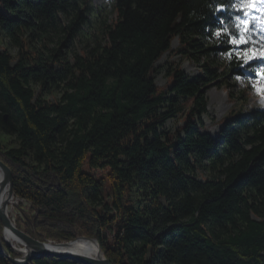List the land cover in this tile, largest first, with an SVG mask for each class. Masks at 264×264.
<instances>
[{
    "label": "trees",
    "instance_id": "obj_1",
    "mask_svg": "<svg viewBox=\"0 0 264 264\" xmlns=\"http://www.w3.org/2000/svg\"><path fill=\"white\" fill-rule=\"evenodd\" d=\"M66 3L0 0V27L17 46L12 54L0 42V129L19 140L0 147V159L34 211L16 225L40 240L96 237L113 264H264V109L244 110L248 91H229L233 104L213 133L202 116L207 89L227 82L216 72L222 63L206 59L190 76L173 62L169 80L155 81L164 52L196 57L200 39L218 30L240 38L241 20L264 28V11L251 15L249 0H114L115 17L71 59L64 41L44 42ZM88 9L82 0L64 38L77 35ZM250 36L239 46L261 49L264 32ZM211 49L232 54L230 44ZM227 59L264 69V59ZM53 89L58 98L43 97ZM171 118L181 121L174 130ZM204 160L211 167L200 178ZM2 232L0 221L2 242L19 255ZM0 264H13L1 250ZM28 264L85 263L44 255Z\"/></svg>",
    "mask_w": 264,
    "mask_h": 264
},
{
    "label": "rangeland",
    "instance_id": "obj_2",
    "mask_svg": "<svg viewBox=\"0 0 264 264\" xmlns=\"http://www.w3.org/2000/svg\"><path fill=\"white\" fill-rule=\"evenodd\" d=\"M114 0H88V19L84 25L78 30L77 35L74 38H64L66 34L64 27L69 22V20L74 16L78 11V7L82 4V0H67L66 8L60 9L55 15V24L48 26V38H44V42L49 46H59L58 40L64 41V45L60 46V49L68 57H71L73 53L80 52L81 49L92 45L94 39L97 35L101 34V31L104 25L110 23L115 17V10L113 8ZM259 6L260 3L257 2ZM243 21V20H242ZM221 33L222 30H218ZM217 31V32H218ZM41 31L39 30L38 33ZM217 32L213 33L210 37L201 38V49L196 52V57L187 58L182 56L179 53H174L172 51L164 52L161 57L156 61L155 66H157V72L155 73V81L158 85H164L167 80H169V69L173 66V62L180 63V67L188 73L190 76H194L199 73L201 69V64L207 59L212 62L222 63L216 72L220 74L219 78L225 77L227 82L222 85H214L207 89L206 98H207V112L203 114V121L206 126L213 132L221 126V119L225 116L232 104L233 101L229 97V91L234 94H238L239 91L245 90L248 91L247 100L243 103V109H264V93L257 92V88H264V82L260 80L257 76V71L263 69V66L251 65L249 67H244L241 64L232 66L221 50L211 49L214 46H223L226 44L232 45V55L231 58H234L239 63L243 62L242 53L247 51L239 47H234L231 43L233 38L239 39L232 34L217 36ZM41 35V34H40ZM61 38V39H60ZM32 41L35 45H39L40 37H34ZM0 42L3 47H7L12 54L17 52V46L10 43L9 37L0 27ZM178 38H173L171 41V47L174 49L178 46ZM256 52L258 60L259 53L261 49H253ZM239 77V78H238ZM32 86L38 90V84L32 83ZM60 89H53L51 92H42L43 97L47 99H56L60 96ZM246 94V93H245ZM181 121L171 118L167 120L165 127L167 129L174 130ZM19 145V140L15 137L13 133H6L0 129V147L1 148H11ZM27 160L34 162L33 159V149L30 147L28 149ZM211 164L209 160H204L202 164L197 168V176L200 178L209 174ZM96 174H100L101 170L98 169L95 171ZM139 191L132 187L131 196L133 199L139 197ZM16 203H13L9 207V214L14 218L15 223L17 217L23 218V211L34 213L30 211L31 202L26 199H21L18 196H15ZM23 222V219H22ZM23 226V225H22ZM79 237V236H78ZM53 241V240H52Z\"/></svg>",
    "mask_w": 264,
    "mask_h": 264
},
{
    "label": "water",
    "instance_id": "obj_3",
    "mask_svg": "<svg viewBox=\"0 0 264 264\" xmlns=\"http://www.w3.org/2000/svg\"><path fill=\"white\" fill-rule=\"evenodd\" d=\"M0 168L3 172V180L0 182V190L7 184L9 187V193L12 195L14 193L12 170L9 167V165L5 163L2 159H0ZM5 206H6L5 203L0 204V221L3 224L2 238L7 245L19 251L20 254L16 256H12L5 247L1 238H0V250L13 264H28L33 257H39L44 255L70 258L85 264H113L112 261L105 255L96 237H88L81 235V237L94 239L97 242L98 248L100 250V255L97 257L52 248L50 242H56L57 244H60V243H67L71 240L69 241L40 240L35 235L28 234L23 228L18 227L16 223L10 219V217L5 211ZM6 230L10 231L12 234L17 236L20 242L24 244V250L18 249L8 241V239L4 235Z\"/></svg>",
    "mask_w": 264,
    "mask_h": 264
},
{
    "label": "bare ground",
    "instance_id": "obj_4",
    "mask_svg": "<svg viewBox=\"0 0 264 264\" xmlns=\"http://www.w3.org/2000/svg\"><path fill=\"white\" fill-rule=\"evenodd\" d=\"M3 180V172L0 168V182ZM15 194L12 195L9 193V187L6 184L0 190V204L5 203V211L10 217V219L15 222L14 218L9 214V207L11 204L16 203ZM20 198V197H19ZM22 199V198H21ZM5 237L8 239L10 243H12L18 249L24 250V244L20 242V240L12 234L10 231H5ZM52 248H56L58 250L69 251L80 253L84 255L97 257L100 255V250L98 248V244L94 239L86 238V237H77L67 243L57 244L56 242H50Z\"/></svg>",
    "mask_w": 264,
    "mask_h": 264
},
{
    "label": "snow or ice",
    "instance_id": "obj_5",
    "mask_svg": "<svg viewBox=\"0 0 264 264\" xmlns=\"http://www.w3.org/2000/svg\"><path fill=\"white\" fill-rule=\"evenodd\" d=\"M248 6L251 7L252 5L249 4ZM240 23L244 24V27L240 28V38L239 39L233 38L231 41L233 46L237 47V51H239V47H238L239 45L247 44L251 39V36L248 33V29H247V22L241 21ZM237 26L239 27V25H237ZM261 31L264 32V28H262ZM228 34H229L228 28L225 27L223 29V35H228ZM221 35H222V33L220 31H218L217 36H221ZM260 47H261V51L259 53V58L264 59V43H262ZM231 55L232 54L229 53V58H231ZM242 57H243L244 64H247L249 61L257 58V55H256V52L254 50L249 49V50L242 53ZM257 76L260 78V80L262 82H264V69L258 70ZM256 91L260 92V93H264V88H257Z\"/></svg>",
    "mask_w": 264,
    "mask_h": 264
}]
</instances>
